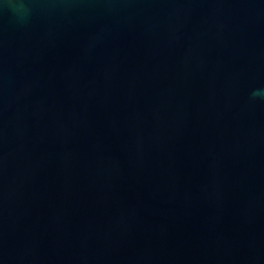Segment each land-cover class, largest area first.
<instances>
[{"label":"water","instance_id":"95a60500","mask_svg":"<svg viewBox=\"0 0 264 264\" xmlns=\"http://www.w3.org/2000/svg\"><path fill=\"white\" fill-rule=\"evenodd\" d=\"M264 0H0V264H264Z\"/></svg>","mask_w":264,"mask_h":264},{"label":"clouds","instance_id":"9594fccd","mask_svg":"<svg viewBox=\"0 0 264 264\" xmlns=\"http://www.w3.org/2000/svg\"><path fill=\"white\" fill-rule=\"evenodd\" d=\"M252 100H255L256 98H261L264 99V88L261 89H254L251 92V97Z\"/></svg>","mask_w":264,"mask_h":264}]
</instances>
